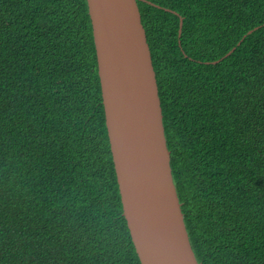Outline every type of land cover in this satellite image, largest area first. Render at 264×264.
Returning <instances> with one entry per match:
<instances>
[{"label":"trees","instance_id":"trees-1","mask_svg":"<svg viewBox=\"0 0 264 264\" xmlns=\"http://www.w3.org/2000/svg\"><path fill=\"white\" fill-rule=\"evenodd\" d=\"M137 5L194 255L264 264V0ZM93 40L86 0H0V264H141Z\"/></svg>","mask_w":264,"mask_h":264},{"label":"water","instance_id":"water-1","mask_svg":"<svg viewBox=\"0 0 264 264\" xmlns=\"http://www.w3.org/2000/svg\"><path fill=\"white\" fill-rule=\"evenodd\" d=\"M86 2L122 215L140 263L200 264L189 243L172 177L137 0Z\"/></svg>","mask_w":264,"mask_h":264},{"label":"clouds","instance_id":"clouds-1","mask_svg":"<svg viewBox=\"0 0 264 264\" xmlns=\"http://www.w3.org/2000/svg\"><path fill=\"white\" fill-rule=\"evenodd\" d=\"M232 48H233V50H234V47H232ZM232 48H231V49H232ZM231 49H230V50H231ZM187 235H188V234H187ZM188 239H189V238H188ZM189 243H190V242H189ZM190 246H191V245H190ZM191 249H192V248H191ZM192 251H193V250H192ZM193 253H194V252H193ZM195 258H196V257H195ZM196 260H197V259H196ZM197 262H198V261H197ZM198 263H199V262H198Z\"/></svg>","mask_w":264,"mask_h":264}]
</instances>
